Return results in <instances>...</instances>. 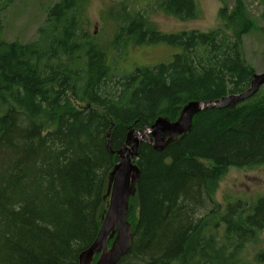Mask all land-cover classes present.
Returning a JSON list of instances; mask_svg holds the SVG:
<instances>
[{
    "label": "trees",
    "instance_id": "16d2710c",
    "mask_svg": "<svg viewBox=\"0 0 264 264\" xmlns=\"http://www.w3.org/2000/svg\"><path fill=\"white\" fill-rule=\"evenodd\" d=\"M16 1L0 0V264H78L99 231L118 161L107 145L118 151L130 129L174 121L190 101L246 91L255 71L241 42L255 25L244 0H235L218 11L229 33H161L145 13L187 22L199 18V6L146 0L139 9L109 8L114 32L103 42L88 31L83 0H60L35 40L6 42L2 15ZM159 44L179 52L169 63L119 68L129 47ZM136 162L129 201L138 212L130 220L128 206L131 246L117 264H251L239 254L263 226L264 198L242 214L239 203L229 205L221 236L211 231V205L228 167L264 165V93L202 111L162 151L141 143Z\"/></svg>",
    "mask_w": 264,
    "mask_h": 264
},
{
    "label": "rangeland",
    "instance_id": "374dc122",
    "mask_svg": "<svg viewBox=\"0 0 264 264\" xmlns=\"http://www.w3.org/2000/svg\"><path fill=\"white\" fill-rule=\"evenodd\" d=\"M59 1L17 0L2 15L3 39L6 42L17 41L20 43H28L35 40L37 38V30L45 24L47 10ZM234 1L196 0L200 15L199 18L192 21L181 22L172 17L151 11L145 13L146 20L152 29L166 34H176L191 30L209 32L218 28L224 29L226 33H229L230 31L226 30L221 23L218 11L224 6L231 8ZM81 3L84 8L83 15L89 23L88 31L95 36L97 35L99 40L104 42L109 40L114 32L113 20L107 16L108 9L111 7L118 9L119 4L126 3L129 5L130 10L139 9L146 3V0H83ZM244 3L250 17L253 18L255 28L242 38L241 53L245 63L254 69L255 74H260L264 72V4L262 0H244ZM178 52V48L162 44L133 46L125 51V55L119 61L118 66L125 73H128L134 66L169 63ZM258 93H264V86ZM212 198L213 203L211 206L218 211V214L213 216L216 221L213 226L214 228L217 226V229H211V231L213 234L221 236L223 233L222 225L224 224L222 219L219 221V218H221L229 205L239 203V208L243 210L238 209V211L242 214L250 210L256 199L264 198V165L254 168L228 167L223 178L218 182ZM108 199L109 197L106 194V208ZM128 204L133 209V215H131L130 220H134L138 212L137 201L131 199ZM112 241L113 239L108 240V246L111 245ZM239 256L245 262L251 264H264V222L261 228H257L252 238L242 244ZM97 258L98 255L93 259V264Z\"/></svg>",
    "mask_w": 264,
    "mask_h": 264
},
{
    "label": "water",
    "instance_id": "95a60500",
    "mask_svg": "<svg viewBox=\"0 0 264 264\" xmlns=\"http://www.w3.org/2000/svg\"><path fill=\"white\" fill-rule=\"evenodd\" d=\"M264 86V72L254 74L246 91L211 101H190L186 103L174 121L159 117L147 128L130 129L123 146L116 152L107 145L108 152L115 154L117 163L109 173L107 182L108 204L94 242L78 256V264H117L127 255L131 246L132 228L127 221L128 202L136 193L140 170L137 165L138 147L149 144L153 150L162 151L169 144L176 143L191 129L193 118L207 109H224L236 106L256 95ZM149 137V139H147ZM108 136V141H109ZM113 239L110 246L108 240Z\"/></svg>",
    "mask_w": 264,
    "mask_h": 264
},
{
    "label": "bare ground",
    "instance_id": "6f19581e",
    "mask_svg": "<svg viewBox=\"0 0 264 264\" xmlns=\"http://www.w3.org/2000/svg\"><path fill=\"white\" fill-rule=\"evenodd\" d=\"M115 152V151H114Z\"/></svg>",
    "mask_w": 264,
    "mask_h": 264
}]
</instances>
